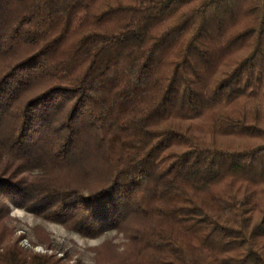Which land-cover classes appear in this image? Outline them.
Returning <instances> with one entry per match:
<instances>
[{"label": "trees", "instance_id": "trees-1", "mask_svg": "<svg viewBox=\"0 0 264 264\" xmlns=\"http://www.w3.org/2000/svg\"><path fill=\"white\" fill-rule=\"evenodd\" d=\"M114 1L0 0V222L264 264V0ZM0 228V264H67Z\"/></svg>", "mask_w": 264, "mask_h": 264}, {"label": "rangeland", "instance_id": "rangeland-1", "mask_svg": "<svg viewBox=\"0 0 264 264\" xmlns=\"http://www.w3.org/2000/svg\"><path fill=\"white\" fill-rule=\"evenodd\" d=\"M104 1L115 3L114 0ZM0 223L6 235L14 237L22 249L53 254L64 258L67 264H122L134 257L133 244L120 232H108L94 239L83 238L14 207Z\"/></svg>", "mask_w": 264, "mask_h": 264}]
</instances>
